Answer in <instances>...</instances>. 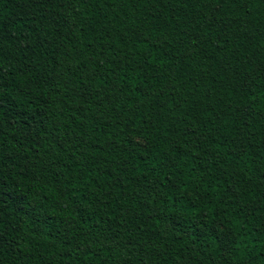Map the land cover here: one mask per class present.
Listing matches in <instances>:
<instances>
[{"label": "trees", "instance_id": "trees-1", "mask_svg": "<svg viewBox=\"0 0 264 264\" xmlns=\"http://www.w3.org/2000/svg\"><path fill=\"white\" fill-rule=\"evenodd\" d=\"M0 264H264V0H0Z\"/></svg>", "mask_w": 264, "mask_h": 264}]
</instances>
